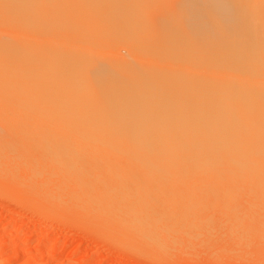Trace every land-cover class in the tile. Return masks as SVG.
<instances>
[{
  "label": "bare ground",
  "instance_id": "bare-ground-1",
  "mask_svg": "<svg viewBox=\"0 0 264 264\" xmlns=\"http://www.w3.org/2000/svg\"><path fill=\"white\" fill-rule=\"evenodd\" d=\"M252 1L257 12L264 10L263 0ZM223 2L209 5L233 6ZM137 3L147 30L94 32L53 31V0H0V24H6L0 26V132L9 130L0 133L6 145L0 154L12 146L19 157L13 166L8 150L1 169L25 167L36 183L25 186L32 185L35 196L51 182L55 186L45 190L51 192L48 206H57L60 197L62 205L66 191L65 208L82 211L89 223L111 226L120 238L149 245L171 237L175 246L179 235L178 242L199 241L206 230L200 233L199 220L221 212L241 246L264 256V32L159 29L158 8L165 2ZM248 4L237 0L234 10ZM154 7L158 19L148 14ZM203 14L202 25L227 20L223 13L213 19ZM242 15L239 22L247 26L250 18ZM53 178L60 186L49 182Z\"/></svg>",
  "mask_w": 264,
  "mask_h": 264
},
{
  "label": "rangeland",
  "instance_id": "rangeland-1",
  "mask_svg": "<svg viewBox=\"0 0 264 264\" xmlns=\"http://www.w3.org/2000/svg\"><path fill=\"white\" fill-rule=\"evenodd\" d=\"M79 1H81V2H79ZM83 1L84 0H66V2H63V0H61V1L53 0V29H54L53 31H55V29H56V31H57V29H59V30L60 29H66V30H73V29L74 30H85L86 29L88 31L97 32V31H104L107 29L108 30H120V29L121 30H128V28H129V30H136V29L140 30L143 28L145 30H147V28H145L146 27L145 23H143V21H144L143 18L141 19V16L139 15L140 13H137V12H139V10L142 11L143 7H141L142 9H138L137 12H136L135 8L138 5V3H137L138 1H140V3H142L141 6H144V5L146 6L147 4H148V6H150L151 0H149V3L147 2L148 0L145 2H143L144 0L142 2H141V0H126V1L125 0L124 1L123 0L122 1L121 0H113V1L112 0H86L87 1L85 3L86 5L84 4L85 1L84 2ZM152 1L155 4H157L158 2H161L163 4L165 2V4L163 6H160L161 3H158L157 5H155V4L152 5V6L155 5V6L161 7V8H158V10L160 9V11L158 13L161 12L160 13L161 15L159 14L160 17H162V15H163L162 21H161V18H159V19L157 18V17H159V15L156 13L158 10L156 9L157 11H155V8H157V7H154V10H152L153 12L155 11V13L150 11L151 8L149 7L150 13H148V14H151V13H152V15L156 14L155 19H158L159 23L163 22V25L165 26L164 27L162 24H160L164 28H160V25H159V29L165 30V28H166V30H168V31L169 30L170 31L171 30L172 31L178 30L177 32H179V31L182 32V30H183V33L184 32H196V31L203 30V29H211V30L213 29V30H217V31L218 30L219 31H223V30L232 31V30H234V32L232 31V33H235V30L237 32L246 30L245 32H248L249 34H252V35H253V33L256 35V33H258V32L261 35L262 32H264V26L262 27L261 25H259L260 21L257 20L259 17L257 16V19H255L256 15H261L260 18L263 19V21H264V17L262 18V16H264V10L258 11L261 13V14H259L257 12L256 7L255 6L252 7L253 4L250 5L251 2L253 3L252 0H249V4L247 7L239 5L242 7V9L246 8L245 10L248 12H245L244 9L240 10L239 12H237L239 9L238 10L235 9L236 11L234 10V4H236L237 0H199V1L198 0H176V1L175 0H166V1L163 0V2L161 0H157V2H155L156 0H152ZM218 1H219L220 7H221V5H222L221 3L223 1L225 2V3L223 2V4H224L223 6H226V2L233 5V6H231V8H230V5H229V8L227 7V9H224V10H220V9L215 10V8H219L218 5H217L218 7L216 6ZM260 1H262V0H260ZM61 2H62V4H61ZM210 2L212 4V6H213V4H215L214 7L215 6L216 7L212 8V6L209 5ZM263 2H264V0H263ZM135 3L137 5H135ZM200 3L203 5L202 10H204L205 15L207 16V19L208 18L213 19L214 14L219 13L217 15L221 16L223 13L224 16L223 15L222 16L225 17V19L227 18V20H225V21L223 20L221 22V25L218 24V23H220L218 20H216L217 23L214 20H208L209 22L213 21L214 24L219 25L218 27L214 26V25L209 26V24L202 25L200 23V21H202V19L205 20L206 18H202V19L200 18V14L204 13V12L203 13L201 12L202 10L199 6ZM134 5H135V7H134L135 10L133 11L132 10L133 8H131V7H133ZM261 5H263V4H261ZM148 6H146V7H148ZM250 7H252V9L255 8L254 12H251L252 15H254V13H255L254 17L251 14L248 15V13L250 12L249 10H252ZM138 8H140V6ZM112 9H114V10H112ZM144 9H145V7H144ZM228 10H230V11H228ZM223 11H225V12H223ZM88 12H90V13H88ZM235 12H237V14H239L240 16L236 15ZM244 13H245V16H244ZM62 14L64 15V17ZM86 14H87V17H86ZM115 14L119 18V20L115 16ZM148 14H147V17L148 16L151 17ZM232 14H235V15H232ZM246 14L250 17H248V16L246 17ZM136 15H137V17H136ZM141 15H142V13H141ZM165 15H166V17H165ZM203 15H201V16H203ZM241 15L243 17H246V19L250 18L252 20L254 18L252 23L255 26L250 22L251 21L250 19L248 20L249 22H246L247 20L245 18H244V20H246V21L244 23H250V24H247V26L248 25H250V26L247 27L244 24L242 25L243 22H239L241 19ZM113 16H115V17H113ZM234 16H236V18ZM237 16H239V17H237ZM69 17H71V18H69ZM232 17H233V19H232ZM237 18H239V19H237ZM106 19H107V21H106ZM145 19L147 20V18H145ZM100 20H102V22ZM110 20H112V21H110ZM256 20L258 21V25H257ZM62 21L65 23L64 25L62 24ZM75 21H77V22L75 23ZM103 21H106V22H103ZM155 21H157V20H155ZM235 21L236 22L238 21L237 23H239V25L235 24ZM263 21L261 20L262 25L264 24ZM112 22H113V24H112ZM118 22L121 23V25L117 24ZM145 22H147V21H145ZM148 22H150V24H151V21H148ZM158 22H155L154 24H156ZM228 22H229V24H228ZM261 22H260V24H261ZM6 23H7V21H6ZM68 23H70V24H68ZM80 23L82 26L80 25ZM222 23H224L225 25H223ZM240 23H241V26H240ZM1 24L6 25L5 23H1ZM1 24H0V26H1ZM92 24H93V26H92ZM94 24H96V25H94ZM143 24L145 25V27ZM150 24H149V26H150ZM210 24H212V23H210ZM7 25H11V27L13 29L16 27V26L12 25V23H7ZM125 25H127V26H125ZM128 25L130 27H128ZM133 25H134V27H133ZM232 25H234V26H232ZM157 26H158V24H157ZM157 26L154 29H156ZM229 26H231V27H229ZM69 27H71V28H69ZM119 27H120V29H119ZM150 28H153V27H148V29H150ZM248 28L250 31L247 30ZM18 29H20V28H18ZM102 29H104V30H102ZM253 30H254V32H253ZM257 35H259V34H257ZM233 44H235V42ZM247 44L251 45L252 43L248 42ZM253 44L255 45V43H253ZM260 44L262 45L263 42ZM1 125H2V122L0 123V130H4V128H3V127H5L4 123H3L4 126L1 127ZM7 130L8 129H5L6 132H9V130L8 131ZM5 131H2V132L4 133ZM3 133H1V134H3ZM6 135L7 134L4 133V136H6ZM4 136L1 135V138ZM1 144L2 143H0V147L3 148V151H4V146H6V145L2 144V145H4V146H2ZM13 144H15V143H13ZM8 147H6V148H8ZM1 148H0V150H1ZM6 148H5V150H6ZM9 149H12V146L10 148H8V150ZM13 149H14V147H13ZM16 149H18V148H16ZM8 150H6L5 152H7V155H9L8 153L10 151V153H11L10 156H12L11 158L14 160V161L10 160V162H15V163H12V165L17 166V164H19V163H16L15 158H17L18 156L15 153L11 152V150H9V151ZM5 152L0 154V159L3 156L2 154L6 155ZM12 153H13V155L15 154L14 157H13ZM7 155L5 157L8 158ZM5 157L3 158V161L5 160ZM17 162H19V157H18ZM1 163H3V162H0V164ZM5 165H6V163H5ZM1 166L2 165H0V174L2 172L4 174L6 172H8L9 174L6 173L7 175H4L2 173L4 176L0 175L1 177H4V178H5V176H8L5 179L0 178V249H1L0 250V264H264V262H263L264 256L259 254L258 251L255 253L252 250L248 251L249 249H252V248H249V247L245 248L243 245L241 246L238 236L233 235V232L231 234V231L228 230L227 224H226L227 227L224 226L225 215L221 212L216 211V213L217 212L219 213L218 215H220V214L221 215L217 216V218L215 219L217 214H215V212L212 213V214H215L214 217L212 218L213 215L210 216L211 211L209 209L210 212L208 211L209 213H207L206 217L204 216L205 218L203 217V219H201V221L199 220V223H197L198 224L197 227H198L200 233L202 232V229H204V230L206 229L210 235L211 230L213 229L214 230L212 232L213 234H211V235H213L212 237H210L211 235L208 236L206 234V230L205 231L203 230L204 232H202V233L206 234L207 236L206 235L204 236L201 233L202 235H200V236H202V237L198 236L200 238H198V237H197L198 239L196 238L199 241L192 240V241H194V243L191 241L192 243L189 245L190 241H188L187 237L185 239L183 238V241L182 242L180 241L181 243L178 242L180 240V235H179V239H178L177 243H179L181 245L185 242L186 247L187 246H195V243H197L195 248L194 247L193 248L188 247L189 249L188 248L186 249L184 246L185 244L181 245V246H183V248H181L180 246H179L180 247L179 248L178 246H176L177 245L176 242H175L176 244L174 246L172 241L174 242L176 239L173 240L171 237H167L166 238L167 240H165V242L162 241L163 238H161V237L159 238V240L161 239V242L159 240L156 242L151 241L154 244L157 243L156 245H154L153 243L151 244L150 242H149L150 245L146 244V243L144 244L143 242H146V241H143L141 243L138 241H132L130 239H126L124 237L120 238L121 235H119V233L117 234L119 236L118 237L117 235H115L116 229H114V228L111 229V226H105L104 225V227H102L103 225H99V224L96 225L97 223L92 224L91 222L89 223L88 221H86V218H85L84 214L82 213V211L80 212V210H76V209L72 208L71 206H69L70 204H69L68 200L66 201V197L68 198V196H66L68 194V192H66V191H62L63 193L61 195L63 196V204H69V205L68 206L66 205V208L63 206V204L60 205L61 203L59 204V201L62 200V199H60L62 197H60V195H59L60 191H58L59 194L57 192V190L61 189L60 187L58 189V185L60 186V182H61L60 180H55V178H53V180L49 181V182L53 181L54 183H57V181L59 182V183H57L58 185L56 184L57 190H55V191L57 192V194L55 191H54L55 192L54 194L58 195V197H60L59 198L60 200L57 197H55V195H53L56 198L55 200L58 199V204H57V206L51 207V205L48 206V202H47V199H48L47 196H49L48 194H50L51 192L49 193V192H46L45 190H48L49 188L51 189V187H52V189H54L55 186H53L52 182H51L52 185H51V183H49L50 184V185H48L49 187H47V189H45L43 191L45 193H42L40 196H35V194H34L35 191L33 190L32 185H30L31 187L25 186V184H27V183H28V185L31 184L30 182H32V184L34 183L36 185L35 180L32 179L33 177L31 178V176H30L32 174H30V173H29L30 175L28 174V172H30V171H27L25 169V167L23 169L21 168V171L19 168L14 167L13 168L14 172H12V170H9L10 171L9 172V171H4L5 169H1L2 168ZM15 169H16V171H15ZM24 170L27 172H25ZM20 172H22V173H20ZM26 173H27V178L25 179L24 177H26ZM12 176H15V178H13ZM9 177L11 178V180H9L10 179ZM14 179L19 180V181L21 180L20 181L21 183H23L25 181V183H23V186H25L26 188L20 186L18 184V181L16 182ZM4 181H5V183H4ZM12 184L17 185V186H13ZM34 184H33V186H35ZM4 185H6V188L4 187ZM10 187H11V190H10ZM50 189H49V191H50ZM52 192H53V190H52ZM63 194L65 195V198H64ZM34 197H36V198H34ZM64 199H65V203H64ZM41 202H42V204H41ZM249 209H248L249 211L248 210L247 211L249 213L251 212V214H252V211H255L250 207H249ZM218 217H220V218L218 219ZM216 220H218V222ZM213 221H215V223ZM200 223H202V225H204L206 223V226H209V227L206 228L205 225L202 226ZM207 224H209V225H207ZM210 224H213V225L211 226ZM210 228H211V230H210ZM224 228H226L228 230V233H227V230ZM259 228L261 229V227H259ZM254 229H256V228H254ZM219 230H220V232H219ZM257 230H258V228L254 231V233ZM261 230H259V231H261ZM112 233H113V235H112ZM223 233H226L228 235L225 236V234H224V236H223ZM161 235H163V237L165 238L164 234H161ZM249 235L250 234H248V236ZM251 236H253V235H250V237ZM182 237H185V236L182 235ZM168 238L171 242L168 240ZM184 240H186V241H184ZM162 242L164 243V246H163ZM166 242H168V243H166ZM198 242H200V243L202 242V243L200 244ZM171 243L173 245H171ZM239 244H240V246H239ZM154 246H155V248H154ZM258 248H259V252L261 253L262 248L259 246L253 247V250L256 251V249L258 250ZM259 260H261L262 262Z\"/></svg>",
  "mask_w": 264,
  "mask_h": 264
}]
</instances>
